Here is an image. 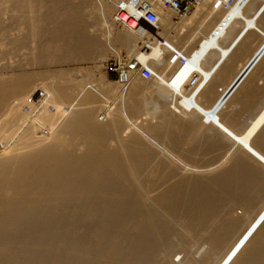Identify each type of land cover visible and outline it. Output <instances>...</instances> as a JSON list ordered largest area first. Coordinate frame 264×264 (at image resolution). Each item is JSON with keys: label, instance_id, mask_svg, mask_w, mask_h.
Returning a JSON list of instances; mask_svg holds the SVG:
<instances>
[{"label": "bare ground", "instance_id": "6f19581e", "mask_svg": "<svg viewBox=\"0 0 264 264\" xmlns=\"http://www.w3.org/2000/svg\"><path fill=\"white\" fill-rule=\"evenodd\" d=\"M119 1L0 0V264H264V0H204L189 51L122 26ZM113 42L152 84L62 68Z\"/></svg>", "mask_w": 264, "mask_h": 264}, {"label": "rangeland", "instance_id": "374dc122", "mask_svg": "<svg viewBox=\"0 0 264 264\" xmlns=\"http://www.w3.org/2000/svg\"><path fill=\"white\" fill-rule=\"evenodd\" d=\"M112 0H110V2H111ZM113 1H114V3H113ZM112 1V3L110 4V2H109V0H106V3L108 2L109 4H110V6H113L116 2L118 3V2H120L119 0H113ZM116 3V4H117ZM115 6V5H114ZM155 7L157 8V11L158 12H160L159 11V9L161 10V13L162 14H164V15H168V24L166 23V24H164V26L161 28L162 29V31H160L159 32V34H150L152 37L151 38H156L157 36L156 35H160L159 37L160 38H162V39H164L165 41H168V42H170L171 44H173V46L175 47V48H177V49H183V48H185V50L186 51H189V49L195 44V42L199 39V33L201 34L202 32H204L205 31V29H206V26L204 27L203 26V23H204V21H206V19H207V17L205 16V13L203 14L204 15V18H200V20L198 21V20H196V21H192V19H189V18H187V19H189V20H187V21H185V24H187V26L186 27H183V25H184V22H179V23H174L173 22V19H174V17H172V16H174L173 14L171 15V13H169V12H166V11H164L163 10V8H161V6H158V4H156L155 5ZM189 17H191V16H189ZM93 18H91L90 20L91 21H93L92 20ZM191 20V21H190ZM210 22L212 21V19L211 20H209ZM208 21V23H207V25L210 23ZM94 22V21H93ZM166 27V28H165ZM117 29L119 30V31H122V32H124L123 31V28H119L118 26H117ZM262 29H264V24H262ZM199 32V33H198ZM198 33V35H196ZM258 36L256 35V34H254V35H252V38L251 39H249L250 41H248L249 43H251L252 42V44L253 43H256L255 45H254V49L258 46V44H259V42L260 41H258L257 42V40H259L258 38H257ZM158 38V37H157ZM197 39V40H196ZM189 40L190 41H192V42H189ZM188 42H189V44H188ZM114 44L112 45V50H108L107 51V55H106V59H104V60H99V61H96V62H89V61H84V62H82V63H77V64H71V65H64L62 68L64 69V70H72V69H80L81 71H82V73L84 72L85 73V75H88V76H90V79L94 82L93 83V85H97V84H100V82H101V84H103V83H106V84H108V83H111L112 85H114V86H118L117 85V82H116V79H115V74L113 73V70H114V68H115V66H117V65H127L128 63V57H129V51H128V49H126V48H124L123 46H121V45H119V43H116V42H113ZM148 52H150V50L148 49L147 50ZM8 58V57H7ZM0 64L2 65L3 63H11L12 61H13V59H12V61L10 60V59H7L8 61H6L5 60V62L2 60V58H1V56H0ZM11 61V62H10ZM129 63H131V62H129ZM73 65H75V66H73ZM68 68H67V67ZM38 67V66H37ZM51 67V68H50ZM49 68L50 69H52L53 68V66H50ZM36 67H34V68H31L30 70L31 71H46L47 70V68L45 69V68H40L39 69V67L38 68H36ZM48 68V69H49ZM67 68V69H66ZM72 68V69H71ZM54 69V68H53ZM78 69V70H79ZM83 69V70H82ZM8 73H9V71H7ZM6 71H4V72H2V73H6V74H8ZM103 74L104 75V78H101V76H100V74ZM1 74V73H0ZM101 78V79H100ZM103 80V81H102ZM137 80V79H136ZM136 80H134V82L136 81ZM138 81V80H137ZM140 81H143L144 82V84L145 85H150V83L152 84V82L150 81V80H140ZM103 82V83H102ZM203 101H204V103L205 104H207L208 103V99L207 98H204L203 99ZM53 108V109H52ZM55 107H50V109H49V111H50V113L52 112L53 114H55L54 113V111H56V109H54ZM52 109V110H51ZM54 110V111H53ZM101 116H103V119H100V117ZM152 115H148V116H146V115H144V116H142V117H140V121H138V122H144V120H145V122L146 121H150V120H153L154 119V123L155 122H157V120L155 119V118H153L152 119ZM247 118L248 117V114L247 113H244L243 112V115H242V118ZM106 117H105V115H104V111H99V112H97V114L95 115V121L97 122V121H104V119H105ZM145 118V119H144ZM147 118H150L149 120L147 119ZM107 120V119H106ZM106 120H105V122H106ZM105 122H103V123H105ZM152 122V121H151ZM101 123V122H100ZM44 131H45V129H44ZM47 132V131H46ZM121 134V135H120ZM125 133H124V130H122V131H120L119 133H118V135H116V136H114V137H112V138H110L109 140H108V144H111V143H113V144H116L117 143V141H119V139H118V137L120 136H123ZM239 215H240V213L242 212V210L241 209H239V210H237L236 211ZM194 248V249H193ZM192 249H193V253L196 251V253H195V256H196V258H198V257H200V255H201V253L205 250V246H203L202 247V249L201 250H199L198 249V247H193ZM196 249H198V250H196ZM184 249H182V248H180L179 250H177L176 252V255L178 256V257H183L185 254H184V252L182 253L181 251H183ZM180 254H179V253ZM173 262V261H172ZM172 262H171V264H172Z\"/></svg>", "mask_w": 264, "mask_h": 264}, {"label": "built area", "instance_id": "2783aa9c", "mask_svg": "<svg viewBox=\"0 0 264 264\" xmlns=\"http://www.w3.org/2000/svg\"><path fill=\"white\" fill-rule=\"evenodd\" d=\"M164 11L172 13L174 15L173 22L179 23L181 20L188 18L202 3L204 0H157ZM233 5V0H223V9L227 10ZM136 10V15L132 16L129 22H125L123 19L125 16L130 15L127 7H131ZM116 21L122 26L135 32L136 34L147 33L146 26L150 27V31L154 34L158 33V17L152 6H150L146 0H134L128 4H120L115 14ZM132 23H136L134 28L130 26ZM183 62V60H181ZM113 73L117 84L122 86H129L135 79L141 78L144 80H150L156 78L153 72L147 69L138 61L131 62L130 65H117L115 66ZM198 82V78H194L191 82V86L194 87ZM103 119V116L100 117Z\"/></svg>", "mask_w": 264, "mask_h": 264}, {"label": "crops", "instance_id": "0c3cea01", "mask_svg": "<svg viewBox=\"0 0 264 264\" xmlns=\"http://www.w3.org/2000/svg\"><path fill=\"white\" fill-rule=\"evenodd\" d=\"M246 39H248V37H247ZM245 42H246V41H245ZM243 43H244V41H243ZM243 43H242V44H243ZM242 44H241V45H242ZM246 45H247V46H246ZM245 46H246V48L248 49V51H247V49H246V52L249 53V54L245 53V54L247 55V56H246V58H247L248 55L251 56V53H252V42H251V43H249V42L245 43ZM239 48H240V47H239ZM236 52H238V51H236ZM248 58H250V57H248ZM244 59H245V57H244ZM246 60H247V59H245V61H246ZM245 61H244V62H245Z\"/></svg>", "mask_w": 264, "mask_h": 264}]
</instances>
